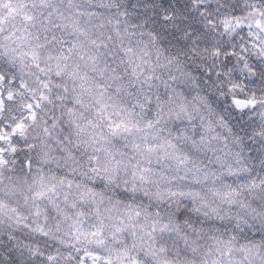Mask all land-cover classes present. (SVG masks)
<instances>
[{
	"label": "snow or ice",
	"instance_id": "snow-or-ice-1",
	"mask_svg": "<svg viewBox=\"0 0 264 264\" xmlns=\"http://www.w3.org/2000/svg\"><path fill=\"white\" fill-rule=\"evenodd\" d=\"M0 264H264V0H0Z\"/></svg>",
	"mask_w": 264,
	"mask_h": 264
}]
</instances>
